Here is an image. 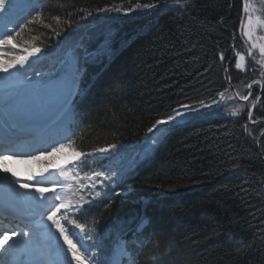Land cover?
<instances>
[{
	"label": "trees",
	"instance_id": "obj_1",
	"mask_svg": "<svg viewBox=\"0 0 264 264\" xmlns=\"http://www.w3.org/2000/svg\"><path fill=\"white\" fill-rule=\"evenodd\" d=\"M162 1L177 0H42L9 54L52 67L92 25L91 37L81 39L94 53L79 52L70 139L91 155L82 158L81 178L71 194L87 202L83 217L95 228L92 240L98 236L103 254L147 218L127 264L154 258L159 264H264V131L260 148L257 144L264 120L251 123L245 108L237 119L204 113L148 131L157 120L175 117L184 104L212 101L226 89L234 93L227 79L228 29L235 32L238 53H244L245 0H234L229 18L231 0H179L183 8H168L157 18L114 19ZM37 12L41 20H34ZM101 35L106 43L95 39ZM234 62L230 80L240 97L257 74ZM258 91L256 82L249 105ZM261 117L264 86L252 119ZM109 144L117 147L98 151ZM97 171L111 179L89 178Z\"/></svg>",
	"mask_w": 264,
	"mask_h": 264
},
{
	"label": "rangeland",
	"instance_id": "obj_2",
	"mask_svg": "<svg viewBox=\"0 0 264 264\" xmlns=\"http://www.w3.org/2000/svg\"><path fill=\"white\" fill-rule=\"evenodd\" d=\"M246 4H247V10H246ZM143 5H146V4H143ZM143 5H140L139 7H135L131 11L125 10V12H122L120 16L114 19L118 20V19H131V18H141V17L157 18V16L160 13H162L164 10L168 8H171V7L183 8L185 6V2L184 1H179V2L162 1L159 3L151 4V5H154V7L152 8H144L142 7ZM249 17H251V29L249 28ZM258 19L264 20V2L262 0H245L243 16L241 19L242 20L243 49L245 50V52L239 53L241 56L244 57V60L242 61L243 67L242 68L236 67L237 60L239 59L238 56H236V58L234 59L235 61L234 65L237 69L242 70V71H245L247 67H251L252 69L255 68L257 75L256 77H254V79L256 80L252 83V85L257 82L259 83V89H260L261 84L258 81V79L262 80L264 83V80L262 79L264 76V54H261L260 52V46L264 45V25L258 24L257 23ZM87 21L88 20L80 21L79 23L82 25H85ZM248 31H251V38H249V36L245 34ZM104 34H107V31H104ZM103 36L104 35H102V37ZM103 43H106V42L103 41ZM253 45H256V46L253 47ZM115 49H117V47H114V51ZM89 53L92 54V50H90ZM32 77L34 76H29L26 80H21V81L26 82V84H28V82H31V80L32 81L35 80V78H32ZM252 85H251V89H252ZM26 87L27 85L22 86V89L17 91L19 95L21 94V96L25 98L24 99L21 97V99L18 100L20 105L28 101L30 102L27 106L22 105L21 106L22 108L23 107L30 108V106L32 105L30 95L22 94V92H24L25 90L24 88ZM247 88H248V84H247ZM235 91H236V88H235ZM247 92H248V89H247ZM247 92L244 93V96H246ZM8 93L9 92H6V94ZM244 96L242 94L240 97H237L234 93L232 94L231 91L226 89L220 95L219 98L214 99L212 101L200 102L194 105L184 104L180 106L174 112V116H175L174 120L177 122V121H182V120L195 119V118L200 117L201 115H204V113L205 114L207 113L218 114V115L228 116L233 119H237L239 115L243 113L245 108H248V112H249V108L255 97V96L253 97L252 102L249 105L248 102L250 101L251 99L250 97L252 95L247 100L242 99V97ZM233 111H236L238 114L233 116L232 115ZM27 120H30V119H27ZM67 120H65L66 124H67ZM76 151L77 150H75L73 146L69 144L67 136H60L59 140H56V143L54 145L48 146L44 148V150H39V149H34V148L30 150H25L22 148L20 152L18 153V156H8L7 159L0 162V171L4 170L8 165H12V167H14L12 170H9L12 176L15 174L17 170H24L28 173V176H29L28 183L40 189H43L45 186L49 184H52V185L61 184L62 187L65 185L67 186L68 184L65 183L66 179H64V177H61V176L60 178L59 173H57L58 172L57 170H56V173H54L55 171H52V170L50 171L48 167L51 164L59 162L58 166H60L61 169L63 168L65 171L67 170L72 171L73 172L72 179H75L77 177V173L79 172L77 168V164L81 158V157L78 158L77 156L78 153ZM135 154H137V151L134 153V155ZM32 155H35V157L31 158ZM65 192H66V188H61L58 194H60V197L66 202ZM81 210H82L81 205L71 206L69 209L65 210L64 217H68L70 221L73 218V212L78 213ZM56 218H58L57 214H56ZM71 221L69 222L70 225L76 230V233L80 235L79 240L83 241L86 244V246H88V251L83 252L84 256L82 257V259H84L85 264H95L92 260V256L89 253V245L86 243V240H84V234L81 233L80 229L76 228L75 225L71 223ZM48 223H51V222L48 221ZM60 223L63 224L61 221ZM64 224H65L64 226H67V223L64 222ZM47 225H44V226H47ZM13 231L17 233L25 232L22 230H13ZM43 231L44 232L53 231L55 236L58 237L60 241L62 242L63 249L62 251H59V253L58 251H55L53 253H50V252L46 253L44 251V248H42L40 246V243H38L39 242L38 237L34 234V230H33V233H30L29 237L21 236L19 238V240L23 242L32 243L33 249L29 250V253H30V256L34 259L33 263L34 264H47V260L49 257L50 259H56L59 256L65 257V255H66L67 260L70 259L69 261H71V258H72L71 254L67 253V244L64 242V239L60 237L59 232H57L56 228L49 226V227H45ZM5 232H8V234L11 235L12 231L3 229L2 233H5ZM66 235H68L69 239H71L74 242V240L70 237V234L68 233V231H66ZM2 238H3L2 234H0V239ZM15 239L17 238L13 237L12 240L8 241V245H6L8 250L13 248L14 242L12 241H14ZM119 247L120 246L116 247L115 249L116 253L117 251L120 252L121 247L120 249ZM37 248L39 250L42 249L44 252L37 254ZM4 252L6 251L0 252V258H3L2 254ZM119 252L117 253V256H116L117 259L115 258V260L119 259V256H118ZM113 258L114 256L112 255L110 264H114Z\"/></svg>",
	"mask_w": 264,
	"mask_h": 264
},
{
	"label": "bare ground",
	"instance_id": "obj_3",
	"mask_svg": "<svg viewBox=\"0 0 264 264\" xmlns=\"http://www.w3.org/2000/svg\"><path fill=\"white\" fill-rule=\"evenodd\" d=\"M75 62V57H70L66 71L60 74L55 79L46 81L31 80V82H28V84L23 81L15 82V84H13L10 89L1 90L0 95L5 98L6 92H9L10 94H18L17 91L21 90L22 86L27 85V87L24 88L25 90L24 92H22V94L30 95L32 103L30 108L23 107V109L21 106H27L30 102L28 101L20 105L18 100L21 99V97L24 98L20 94L18 96L19 98L8 99V107H4L3 111L8 112V114L10 113V116L12 114L13 117L18 120V123H25L27 119H30L31 121L37 119L40 121V128H42L48 122H50L49 125L52 123L51 125H53L54 127L65 125V120L68 119L71 111L67 104H69V99L72 96V79L75 73ZM32 78L36 79L35 76ZM60 115H62L61 119L56 122L55 119H57ZM45 127L48 126L46 125ZM57 171V173H59L61 177H70V172L68 170L65 171L63 168H59ZM54 173H56V171ZM118 252L119 251H117V253ZM117 253L114 251V264H117L118 261L115 260Z\"/></svg>",
	"mask_w": 264,
	"mask_h": 264
},
{
	"label": "snow or ice",
	"instance_id": "obj_4",
	"mask_svg": "<svg viewBox=\"0 0 264 264\" xmlns=\"http://www.w3.org/2000/svg\"><path fill=\"white\" fill-rule=\"evenodd\" d=\"M177 2H179V0H177ZM10 7H11V0H0V13H7L9 11ZM142 7L152 8V7H154V5L146 4V5H143ZM246 10H247V4H246ZM129 11H131V10H129ZM41 19H42L41 14L39 12H37L36 16L34 17V20H41ZM56 19L59 20V17H56ZM9 22H11V21H9ZM257 23L264 25V20L258 19ZM21 27H23V25ZM249 28L251 29V17H249ZM8 31L9 30L7 28H5V32L0 33V35H5V33ZM245 34L248 35L249 38H251V31H248ZM11 39H12L11 36H5V39L0 40V46H3L6 42H10ZM255 46L256 45H253V47H255ZM34 52L38 53V52H40V49L35 48ZM260 52H261V54H264V45L260 46ZM237 56L239 57V59L237 60L236 67L242 68L243 67L242 61L244 60V57L241 56L239 53H237ZM26 59H27V57H22V58L18 59L17 61H14L13 64H9L7 67H5L2 63H0V71L7 72L8 69L11 67H14L15 64H20L21 66H23L24 61ZM242 99L247 100L248 97L244 96V97H242ZM237 114L238 113L236 111L232 112L233 116H235ZM174 119H175V117L168 116L167 119H165V120H157L156 123L153 124L152 127L148 129V131L152 132L153 129L157 128V125L166 124L169 121H172ZM116 147H117V145H115V144H109L106 148H101L98 151L103 153V152H107L109 149H115ZM90 155L91 154H85V153H78L77 154L78 158L79 157H85L86 158L87 156H90ZM7 158L8 157H6V156L0 155V162H2L3 160H5ZM115 175H117V173H112V176H115ZM89 178H103L104 180H110L111 176L107 175L104 171H97V172H93L92 177H89ZM97 182H99V181H97ZM17 183H19V181H17ZM36 191H39L42 197L44 196V193L42 190L36 189ZM96 195L99 196L100 193L97 192ZM55 199L60 201V203L55 204V207L52 208V210L47 215L46 219L51 222V226L55 227L57 232H59L60 237H62L64 239V242L67 244V253L71 254L72 259H71V261L67 260L66 255H65V259L63 261H59V260L53 261V264H85L84 259H82V257L84 256V253L80 251V248H84L85 252H87L88 246H86V244L83 241L78 239L77 242L80 244V247H77V244L73 243L72 240L69 239V236L66 235V229L60 223V219L56 218V214L58 212H60L61 209L67 210L72 206L71 202H65L60 196H56ZM71 223L74 224L76 228L80 229L81 233L84 234V240H86V241L92 240L91 234L89 232L85 231L86 226L84 224L76 223L75 220L71 221ZM21 236L22 237H29L30 233L29 232L17 233L15 231H12L11 235H9L8 232H5L3 235V238L0 239V252L8 250L6 245H8V241L12 240L13 237H16L17 239H19ZM93 259H95V256H93ZM149 264H159V261L154 258L152 261L149 262Z\"/></svg>",
	"mask_w": 264,
	"mask_h": 264
},
{
	"label": "water",
	"instance_id": "obj_5",
	"mask_svg": "<svg viewBox=\"0 0 264 264\" xmlns=\"http://www.w3.org/2000/svg\"><path fill=\"white\" fill-rule=\"evenodd\" d=\"M233 4H234V0H231V5H230V10H229V14L225 17V18H229L232 13H233ZM222 26V25H221ZM228 31L231 33L232 37H231V48H232V56L230 57V59L227 61V79H228V85L229 87L232 89V91L236 94V91H235V87L233 85V83L231 82L230 80V63L234 61V59L236 58L237 56V53H238V50L237 48L235 47L234 43H235V39H236V35H235V32L233 30H229ZM256 79H251L248 83V92L246 94V96L249 98L251 95H252V89H251V85L252 83L255 81ZM258 81L260 82L261 86H260V89H259V93L254 97L253 99V102L249 108V112H248V118H249V121L251 123H256L260 120H264V117H261V118H258L256 120H253L252 119V116H253V113L255 111V106H256V103L258 102L260 96H261V93H262V89H263V86H264V83L262 80L258 79ZM264 131V126L260 129L259 133H258V136H257V144H258V147L260 148V143H259V137L261 135V133Z\"/></svg>",
	"mask_w": 264,
	"mask_h": 264
}]
</instances>
